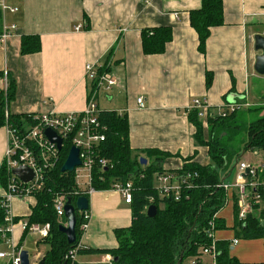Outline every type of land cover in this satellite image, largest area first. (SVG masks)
I'll return each mask as SVG.
<instances>
[{
	"label": "crops",
	"instance_id": "1",
	"mask_svg": "<svg viewBox=\"0 0 264 264\" xmlns=\"http://www.w3.org/2000/svg\"><path fill=\"white\" fill-rule=\"evenodd\" d=\"M0 1L18 8L15 12L1 10L0 22V35L6 27L15 25L11 36L0 43V98L8 78L13 77L16 96L7 107L13 114L82 111L90 86L86 63L108 65L119 81L110 91L101 92L100 108L128 116L130 145L135 154L149 163L154 157L145 150L168 152L162 166L174 171L188 158L204 165L212 162L207 146L196 143V127L188 117L196 97L206 98L215 111L235 99L264 106V75L254 69L256 56L261 53L255 49L254 35L264 34V0H223L225 21L211 28L204 52L199 49L198 33L189 15L192 9L201 7L202 0ZM82 22L85 28L77 30ZM160 26L171 27L172 39L163 53L146 54L142 31ZM23 35H38L41 49L23 54ZM208 72L212 75L209 86ZM102 96L107 101L104 107ZM140 96L145 99L144 107L137 103ZM245 108L251 112L253 107ZM7 144L6 125L0 126V167L5 163ZM257 152H244L240 160ZM259 152L264 155V151ZM236 173L233 168L221 174L229 181ZM6 186L0 182V196ZM89 199L91 220L82 235L81 247H117L115 230L132 222L130 203L114 189L95 190ZM35 202L33 197L16 198L13 212L17 217H28ZM263 203L264 199L253 214H264ZM230 207V220L224 215L225 208L219 213L225 226L217 230L216 239L229 241L230 254L242 262H264V250L253 258L239 247L244 239L235 226L239 208ZM22 234L20 225H15L13 238L17 245ZM5 249L7 245L1 242L0 250ZM43 257L37 255V264ZM111 257L109 253H82L77 261L111 264ZM190 260L192 257L185 264ZM203 261L210 264L211 258L205 255ZM3 262L0 259V264Z\"/></svg>",
	"mask_w": 264,
	"mask_h": 264
},
{
	"label": "trees",
	"instance_id": "2",
	"mask_svg": "<svg viewBox=\"0 0 264 264\" xmlns=\"http://www.w3.org/2000/svg\"><path fill=\"white\" fill-rule=\"evenodd\" d=\"M191 25L199 37V49L204 52L211 34V28L224 23L223 0H202L201 7L189 12ZM2 12L0 10V22ZM172 29L169 26L151 27L142 31V46L146 54H159L166 50L172 39ZM41 49V39L38 35H23L21 51L23 54L37 52ZM106 70L109 68L105 67ZM212 81V75L207 73V85ZM16 96V81L8 78V85L0 98V126L9 123H19L22 120L33 122L31 114H13L6 110ZM252 111V109H249ZM259 111V110H257ZM246 113L235 111L227 116L217 115L206 121L198 115L197 109H190L189 120L196 127L194 134L198 145L207 146L212 160L209 164H200L188 158L184 165L171 171L179 176L191 174L192 187L181 191L179 200L171 194L162 197L156 187L158 173L167 171L162 162L170 153L159 149L145 150L154 160L141 163V156L135 154L130 145V122L126 114L114 110L101 109L99 120L107 125L106 140L96 152L97 158H108L113 167L103 169V179L99 177L100 170L94 169L93 187L96 190L111 189L117 181H127L134 175L135 191L130 203L132 222L128 227L117 228L115 235L118 246L113 248H80L82 253H109L113 256L111 264H185L189 257H194L203 246L211 244L206 234L214 215L225 208L226 191L218 186L225 176L222 171L233 170L236 162L240 161L242 153L247 151H264V114L256 119L248 120ZM72 142L66 140L61 151L60 163L50 171L45 189L36 193L35 204L31 207L30 222L50 223L49 236L41 241L48 243L50 248L44 255L43 264H95L72 262L65 258L67 252L77 247L81 242L84 231L81 229L83 217L77 213L76 241L69 243L60 224L66 223L65 217L59 218L53 205L57 193L71 196L75 187L74 172H63L62 165L66 159ZM236 161L234 162V160ZM143 175L140 178V175ZM8 171L5 163L0 167V182L6 186ZM7 187V186H6ZM90 197L89 195H87ZM153 198V201H150ZM157 205L154 217L147 215V206ZM259 207V204H256ZM90 210V208L88 209ZM235 226L239 228V236L245 239L264 237V223L259 216L249 214L246 219L238 217L236 208ZM19 217L16 218V220ZM217 230L224 228L221 217H215ZM5 224V210L0 205V228ZM28 232H23L19 246ZM0 231V243L2 242ZM231 243L227 240L216 241L217 264H264V262H242L230 254ZM41 261V260H40Z\"/></svg>",
	"mask_w": 264,
	"mask_h": 264
},
{
	"label": "built area",
	"instance_id": "3",
	"mask_svg": "<svg viewBox=\"0 0 264 264\" xmlns=\"http://www.w3.org/2000/svg\"><path fill=\"white\" fill-rule=\"evenodd\" d=\"M0 10L15 12L18 8L0 1ZM14 27L15 25H12L4 29L0 35V43H4L11 36L12 28ZM84 28L85 22L76 26L77 30ZM106 66L108 67V65L96 62L86 63L85 70L87 77L90 79V86L87 105L82 111H50L31 114L29 116H31L33 122L22 120L19 123H9L7 121L8 144L5 153V165L9 176L6 191L0 196V205L5 210V224L0 228V231L2 233V242L7 245V249L0 250V259L4 261L3 264H22V247L17 245L13 238L15 225H20L23 232L27 231L28 234H37L40 240L49 236L50 223L30 222L29 216L19 217L16 220L17 216L13 212L12 203L16 198H35L36 193H40L45 189L50 171L55 169L60 163L61 151L66 140L72 142V146L79 148L81 159V165L77 166L73 171L76 183L72 193L74 195V203L79 196H90L96 190L93 187L94 169L96 167L100 170L99 177L101 179L104 178L103 169L113 167V163L108 158L96 157V152L107 136V125L99 120L101 108L98 98L101 92L110 91L119 81L112 71L105 69ZM144 100L143 96L137 98V103L140 107L145 106ZM250 106L248 101L235 99L228 101L223 107L215 111L206 98L196 97L189 106V110L197 109L199 117L206 121L210 117L217 115L227 116L230 113L241 110L243 107ZM5 115L8 119V109ZM48 128L54 130L63 139L62 149H59L56 142L49 140L45 133ZM20 166H27L33 171L34 175L30 180L25 181L13 173V169ZM236 167L237 175L235 179L228 181L227 177H225L218 186L223 187L226 191L225 208L228 203L233 206L237 205L239 208V219L244 220L249 214L256 212V204H260L264 199V160L260 162L240 160L237 162ZM191 176L190 173L186 176H179L171 171H164L157 174L156 187L162 197L172 194L176 200H179L181 191L184 188L193 186L190 180ZM142 177L143 175L141 174L140 178ZM135 178L136 176L134 175L127 181L117 180L112 184L111 189L117 190L125 202L131 203L136 189ZM66 201L67 195L63 192L57 193L53 198V205L60 219L65 216ZM150 201H153V198H150ZM222 210H219L214 215L209 227L206 229V234L210 237L211 244L201 247L198 254L192 257L188 264H204L203 256L205 255L211 258L210 264H217L215 217H219V213ZM78 213L83 217L81 229L85 231L89 226L91 213L89 210H81ZM237 242L238 239H235V243ZM80 248L82 247L79 243L77 247L67 252L65 258L72 262L76 261ZM112 261L113 256L110 262Z\"/></svg>",
	"mask_w": 264,
	"mask_h": 264
},
{
	"label": "water",
	"instance_id": "4",
	"mask_svg": "<svg viewBox=\"0 0 264 264\" xmlns=\"http://www.w3.org/2000/svg\"><path fill=\"white\" fill-rule=\"evenodd\" d=\"M255 40V49L261 51L256 56L254 69L257 73L264 75V34L256 33L254 35ZM232 101V100H230ZM47 137L50 141L56 142L59 149H62L63 139L57 135V133L48 128L45 131ZM147 159L145 157H141V163L147 164ZM81 165V159L79 155V148L76 146H72L69 150L68 156L62 165L63 172H73L77 166ZM13 173L22 178L25 181L30 180L34 173L27 166H20L13 169ZM90 208V199L88 196L82 195L79 196L76 202H73L71 196L67 197V201L65 203V220L66 223L60 224V231L64 232L67 236V240L69 243H74L76 241V224H77V213L81 210H88ZM147 215L150 217H154L157 213V205L151 204L148 206ZM21 259L22 264H30V255L27 250L21 251ZM45 261L44 257L39 262V264H43Z\"/></svg>",
	"mask_w": 264,
	"mask_h": 264
},
{
	"label": "rangeland",
	"instance_id": "5",
	"mask_svg": "<svg viewBox=\"0 0 264 264\" xmlns=\"http://www.w3.org/2000/svg\"><path fill=\"white\" fill-rule=\"evenodd\" d=\"M101 106L104 107L107 104V101L105 98L102 96V99L100 101ZM253 107L251 108L252 111H245L247 108L240 110V112L246 113L245 115L247 116L248 120L256 119L258 116L264 114V106H250ZM259 110V111H257ZM259 151L263 150H258V152L255 154V156L252 155V157L246 156L245 159L248 161H261L264 157L263 154H260ZM237 172V167H234V174ZM228 180V179H227ZM231 181V180H229ZM231 203H228L226 208L224 209V215L228 217L230 220L232 215H231ZM264 207V203H263ZM259 220L260 222L264 221V214H259ZM264 223V222H263ZM42 240V239H41ZM39 239V236L35 233H29L23 243H22V250H27L30 255V264H37L36 257L38 254H41L42 257L47 253L48 249L50 248L48 243H45ZM254 245V246H253ZM239 247H244L245 248V254L246 256H252L257 257L259 254L264 250V237H261L259 240L256 241H251L250 239H242L241 244Z\"/></svg>",
	"mask_w": 264,
	"mask_h": 264
}]
</instances>
